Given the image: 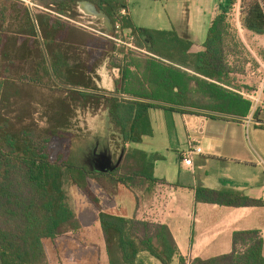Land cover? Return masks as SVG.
<instances>
[{
    "label": "trees",
    "instance_id": "1",
    "mask_svg": "<svg viewBox=\"0 0 264 264\" xmlns=\"http://www.w3.org/2000/svg\"><path fill=\"white\" fill-rule=\"evenodd\" d=\"M81 2H90L103 11L114 28L119 24L123 33L130 31L135 45L146 48L149 54L127 47L118 52H127V58L132 60L134 55L150 57V64L164 66L162 72L168 86L172 87L175 80L173 70H183L164 61H175L164 45L177 41L191 46L175 31L136 26L130 16L122 14L129 9V0H35L33 6L26 0H0V254L4 264H50L44 242H55L82 227L71 200L72 190L83 194L98 212L109 264H148L144 253L162 264H187L169 226L141 220L136 215L129 217L122 208L123 197L130 196L139 205L135 190L150 191L159 183L147 154L126 145L140 143L143 136L152 135L149 111L165 106L145 100L154 97V93L132 85V79L126 81L131 64L120 63L121 59L111 56L112 40L98 36L79 20L84 17L79 11ZM232 3L229 0V6L214 20L206 51L196 56L193 66L220 83L227 81L230 72L226 38L233 28L228 15ZM241 22L246 29L264 34V0H242ZM6 26L15 27L16 31H7ZM109 58L111 67L122 70V77L116 80V94H108L97 85V71ZM30 59H34V64L25 66ZM132 65L139 66L138 62ZM22 73L32 83H47L64 90L62 119L51 126L49 134L69 132L71 119L80 109L105 110L120 135L122 160L113 156L112 165L99 170L93 163H83L81 156L74 158L78 144H70L64 153L53 150L50 138L39 143L38 126L31 111L33 102L22 94L29 86L18 84L25 81L19 77ZM217 85L211 86L223 91ZM164 103L186 104L181 100ZM237 104L235 114L247 116L251 102L241 98ZM98 190L103 191L106 200ZM196 199L228 206L262 204L239 192L207 188H197ZM233 239L232 253L207 260L197 258L191 264H264V241L258 230L235 232Z\"/></svg>",
    "mask_w": 264,
    "mask_h": 264
},
{
    "label": "crops",
    "instance_id": "2",
    "mask_svg": "<svg viewBox=\"0 0 264 264\" xmlns=\"http://www.w3.org/2000/svg\"><path fill=\"white\" fill-rule=\"evenodd\" d=\"M228 3L229 0H129V9L122 11L139 28L175 31L179 38L191 42L189 47L177 41L164 45L163 49L175 60L164 61L183 70L172 69L176 72L172 87L164 79V66L150 64V57L134 55L132 60L130 56L127 58V52L117 51L125 64H131L126 81L132 79V85L154 93V97L145 100L165 106L149 111L153 134L143 136L140 143L126 145L147 154L159 183L150 191L135 190L139 205L128 195L123 197L121 205L129 217L136 215L141 220L169 226L187 264L197 258L207 260L232 253L235 232L258 230L264 241V127L261 126L264 104L256 105L240 93L254 90L259 83L258 78L248 72L244 75L242 70L256 64L251 59L255 51L264 52V34H256L231 18L233 28L226 38L230 67L227 81L220 83L193 67L196 56L206 51L210 27ZM79 9L84 8L80 5ZM248 53L249 60L244 61ZM134 61L138 67L132 65ZM97 72L99 88L116 94L121 68L111 67L107 62ZM174 81H177L175 85ZM212 84L220 85L223 91ZM241 98L251 102V110L245 117L235 114ZM168 100L186 104L164 103ZM197 146L203 152L194 154L191 166L184 165L188 152ZM121 157L118 158L122 160ZM197 188L239 192L262 204L228 206L197 201ZM80 195L86 201L76 209L82 227L55 241L56 260L48 254L46 245L50 241L44 242L50 264H109L98 212ZM143 256L149 258L148 264H162L147 253Z\"/></svg>",
    "mask_w": 264,
    "mask_h": 264
},
{
    "label": "rangeland",
    "instance_id": "3",
    "mask_svg": "<svg viewBox=\"0 0 264 264\" xmlns=\"http://www.w3.org/2000/svg\"><path fill=\"white\" fill-rule=\"evenodd\" d=\"M34 1L35 0H26L27 4L29 3L30 6H33ZM80 13L83 14L84 17L80 18L79 20L84 25H88L90 26L89 28L96 30V34H98V36L105 35L110 38V40H112L113 43H111V47L113 46V48L111 51V56H113L114 58H120V63H124L125 59L123 60L122 57L119 56V53L117 51L122 47L132 48L127 45V43L129 42V33H123L121 29L118 30L116 27L114 28V26L112 32H109L108 26L106 24L107 21L105 18L88 14L85 9H83V11H80ZM9 24H12V22H9ZM13 24L15 25V23ZM5 29L7 31L9 29L11 31H16L15 27L13 29V27L11 28L10 26H6ZM101 33H103L104 35ZM132 49L138 50V52L142 51L143 53L148 52L146 48L138 47V49ZM249 55L250 53H248L247 56L244 55V61L249 60ZM253 55L255 56L251 59L256 64H258V60L261 62L264 60L263 51H255ZM107 62H110V58L105 60L103 64ZM31 64H34V59L28 60V63L25 64V66ZM17 65L20 66V63L17 62ZM242 71L244 75H246V73L248 72V70L245 68ZM22 76L24 77L25 81L21 80V82H19L18 84L22 87L24 84H27V86H29L27 88L25 86V90L22 92V94L28 95V99L33 102V108L31 111L38 126L36 140L39 143L45 142V140H48L50 138L49 144H53V150H57V152L62 151L64 153L68 151L70 144H78L79 148H74V158L79 159V157L81 156L83 157L81 159L83 163H93V165H96L98 168H102L103 170L106 167H109L110 162L113 163V156H116L118 158L123 154L119 133L115 130V126L111 124L108 117V112L104 110L99 111V108H87L78 110L75 114V118L71 119L72 126L69 132L65 133V131H60L58 135L49 134L48 130L51 128V126L56 125L62 119L60 115L63 113V106L61 105V102L66 98L64 90L57 86L51 87L47 83H32L29 79L26 80V78H28L26 74L24 75L22 73L19 77ZM29 78H32V75H30ZM106 154H109L111 156L112 161ZM97 192L99 196L102 197V199H107V196L103 194L102 190H98ZM70 196L72 203L74 204L76 209H78L80 206H84V204L86 203L82 195H80V193L76 191L72 190L70 192ZM50 242H48L46 245L48 254L51 256V258L56 260L57 256L55 254H57V252L55 251V243L53 240H50Z\"/></svg>",
    "mask_w": 264,
    "mask_h": 264
},
{
    "label": "built area",
    "instance_id": "4",
    "mask_svg": "<svg viewBox=\"0 0 264 264\" xmlns=\"http://www.w3.org/2000/svg\"><path fill=\"white\" fill-rule=\"evenodd\" d=\"M241 10H242V0H233L232 5H230L228 15L234 18L236 22L240 25L241 23ZM116 28L119 30L120 25L117 24ZM134 36L129 35V42L127 45L129 47L138 49V47L134 44ZM120 41V40H119ZM248 73L251 77L258 78L259 83L258 86L254 90H243L240 92L244 97L253 101L254 104L262 105L264 104V60L261 62L258 60V64H251L248 69ZM203 149L200 146H197L188 152V155L184 158L183 164L186 166L192 165V159L194 154L202 153Z\"/></svg>",
    "mask_w": 264,
    "mask_h": 264
},
{
    "label": "water",
    "instance_id": "5",
    "mask_svg": "<svg viewBox=\"0 0 264 264\" xmlns=\"http://www.w3.org/2000/svg\"><path fill=\"white\" fill-rule=\"evenodd\" d=\"M81 7L83 6V8H88L93 14H96V16H99V17H103L106 19V24L108 26V30L109 32H112L113 30V25L109 19V17L101 10H99L94 4L90 3V2H81L80 3ZM33 17H34V14H33ZM0 264H4V261H3V258L0 254Z\"/></svg>",
    "mask_w": 264,
    "mask_h": 264
},
{
    "label": "bare ground",
    "instance_id": "6",
    "mask_svg": "<svg viewBox=\"0 0 264 264\" xmlns=\"http://www.w3.org/2000/svg\"><path fill=\"white\" fill-rule=\"evenodd\" d=\"M84 9L86 10V12H87L88 14L96 15V14H93L88 8H85V7H84Z\"/></svg>",
    "mask_w": 264,
    "mask_h": 264
}]
</instances>
